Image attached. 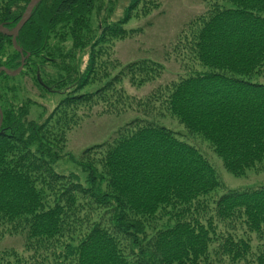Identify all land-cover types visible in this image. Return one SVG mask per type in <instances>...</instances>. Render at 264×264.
I'll use <instances>...</instances> for the list:
<instances>
[{"label":"trees","instance_id":"trees-1","mask_svg":"<svg viewBox=\"0 0 264 264\" xmlns=\"http://www.w3.org/2000/svg\"><path fill=\"white\" fill-rule=\"evenodd\" d=\"M29 2L0 0V25L15 27ZM159 6L134 0L94 44L83 73L75 58L91 40L94 0H42L20 31L18 46L30 56L18 75L0 72V240L21 236L24 243L22 250L1 249L0 264H264V184L220 193L207 157L159 120L168 112L235 175L264 170V0H210L173 44L187 73L147 98L117 86L160 79L165 69L151 58L123 64L102 88L79 94L93 74L108 80L104 50L95 46L126 38L134 11L146 15ZM43 55L64 65L66 77L42 78ZM21 62L12 38L0 32V67L16 70ZM22 76L38 89L74 90L41 122L29 116L30 98L21 105L8 97L29 89L10 85ZM108 94L124 97V112H140L84 150V186L57 172L52 160L80 121L78 110Z\"/></svg>","mask_w":264,"mask_h":264},{"label":"rangeland","instance_id":"rangeland-1","mask_svg":"<svg viewBox=\"0 0 264 264\" xmlns=\"http://www.w3.org/2000/svg\"><path fill=\"white\" fill-rule=\"evenodd\" d=\"M94 1L96 7L91 11L89 16L91 40L86 48L77 51L75 58L77 62L76 68H79L80 73L88 70L91 50L105 29L124 19L127 16L128 9L130 10L134 3V0ZM209 1L160 0L159 8L152 10L146 15L137 14L133 10L135 8H133L132 12H134L132 16L124 24V28L129 35L126 38L110 40L101 45L98 43L95 46L96 50L100 52L102 48L104 50L103 59L109 66H107L106 70V73L109 75L108 80L100 78V73L98 75L93 74L91 82L83 86L79 94L97 91L113 76L118 74L121 65L139 58H151L159 62L165 69L164 73L160 79L140 88L133 87L129 81L124 80L117 87L124 90L126 95L134 96L137 99L147 98L151 92L160 90L162 85L185 75L187 70L182 61L184 55L180 52V49L176 50L173 44L177 41L179 34L185 28L187 22L202 13L206 9V5H209ZM58 41V38H54L52 43L55 44ZM71 44V41L67 42V46H71ZM42 57L46 61L44 64L45 71L42 70L43 73H40L42 78L47 77L45 73L50 74V76L52 75V77L61 73L66 77V73L61 70V67L64 65H55L54 60L46 55ZM55 61L61 63L62 59L58 57ZM111 63L113 66H111ZM16 84L13 85V80H11V86L17 87L23 84L29 89H25V93H23L20 86V89L16 91H8V97L16 95L14 96V101L21 105L25 99L30 98L29 116L34 120H38L40 117L41 122H45L58 104H60L61 100L74 90L69 88L67 84L60 89L52 85V90L50 91L38 89L33 87L32 81L25 76L18 78ZM2 92L4 90L0 87V95H3ZM123 98L121 95L108 94L105 96L106 101L98 99L93 104L84 105V107L78 110L77 116L80 118V121L68 131L66 145L60 154V158L52 160V165L57 172L73 176L75 180L81 182L84 186H88L86 181L87 175L80 166L79 161L84 150L90 146L109 140L118 128L124 126L126 122L133 119L140 112L134 108L124 112L125 101H123ZM159 120L167 123L175 131L183 133V139L198 147L207 157L215 167L216 175L223 185L224 189L220 193L228 189L239 190L264 184V170L258 172L251 171L244 176L235 175L225 168L222 160L214 153L208 143L199 137L189 136L183 125L168 112H164L159 117ZM23 243L21 236L6 235L0 240V250L7 247H16L22 250ZM259 244L258 241H255L253 248Z\"/></svg>","mask_w":264,"mask_h":264},{"label":"water","instance_id":"water-1","mask_svg":"<svg viewBox=\"0 0 264 264\" xmlns=\"http://www.w3.org/2000/svg\"><path fill=\"white\" fill-rule=\"evenodd\" d=\"M41 1L42 0H30V2L28 3V5H27V7H26V9L24 11V13L22 14L21 19L16 24V26L13 27L12 29H8L4 25H0V32L2 34H4V35H7V36L11 37L12 38V43H13L14 47L18 51H20L22 53V62H21V65L15 71H11L10 69H8V68H6L4 66H1L0 67V71H5L7 74L13 75V76L18 75L22 71V69H23V67L25 65V60H26L27 57L30 56V54H28L27 56H24L23 49L18 46L17 38H18V35H19L20 31L24 27V25L32 17V14H33L34 9L39 5V3ZM2 122H3V114L0 111V129H1V126H2Z\"/></svg>","mask_w":264,"mask_h":264}]
</instances>
